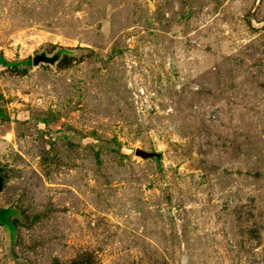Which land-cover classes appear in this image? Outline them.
<instances>
[{"label": "rangeland", "instance_id": "rangeland-1", "mask_svg": "<svg viewBox=\"0 0 264 264\" xmlns=\"http://www.w3.org/2000/svg\"><path fill=\"white\" fill-rule=\"evenodd\" d=\"M0 208V264H264V0H0Z\"/></svg>", "mask_w": 264, "mask_h": 264}, {"label": "bare ground", "instance_id": "bare-ground-1", "mask_svg": "<svg viewBox=\"0 0 264 264\" xmlns=\"http://www.w3.org/2000/svg\"><path fill=\"white\" fill-rule=\"evenodd\" d=\"M5 208H0V225L8 232H10L11 230H13L14 228L11 226L10 222H9V216L10 214H12L14 211V209H7L6 213H4L5 215L2 214V212L4 211Z\"/></svg>", "mask_w": 264, "mask_h": 264}, {"label": "water", "instance_id": "water-1", "mask_svg": "<svg viewBox=\"0 0 264 264\" xmlns=\"http://www.w3.org/2000/svg\"><path fill=\"white\" fill-rule=\"evenodd\" d=\"M57 56L58 54L54 55V56H46L45 54H37L35 57H34V63L35 64H38L40 61H45V62H51V63H54L57 59ZM138 153H140L141 151L140 150H137Z\"/></svg>", "mask_w": 264, "mask_h": 264}, {"label": "trees", "instance_id": "trees-1", "mask_svg": "<svg viewBox=\"0 0 264 264\" xmlns=\"http://www.w3.org/2000/svg\"><path fill=\"white\" fill-rule=\"evenodd\" d=\"M4 210H7L6 208Z\"/></svg>", "mask_w": 264, "mask_h": 264}]
</instances>
